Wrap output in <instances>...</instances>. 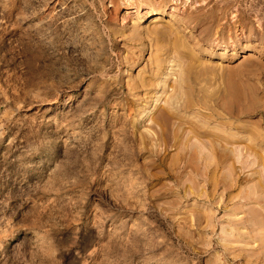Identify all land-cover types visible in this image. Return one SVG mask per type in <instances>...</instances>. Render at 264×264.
Returning a JSON list of instances; mask_svg holds the SVG:
<instances>
[{"label":"rangeland","instance_id":"rangeland-1","mask_svg":"<svg viewBox=\"0 0 264 264\" xmlns=\"http://www.w3.org/2000/svg\"><path fill=\"white\" fill-rule=\"evenodd\" d=\"M0 264H264V0H0Z\"/></svg>","mask_w":264,"mask_h":264}]
</instances>
